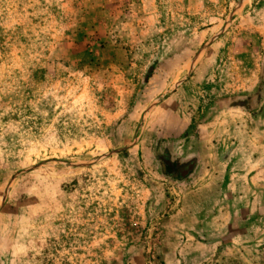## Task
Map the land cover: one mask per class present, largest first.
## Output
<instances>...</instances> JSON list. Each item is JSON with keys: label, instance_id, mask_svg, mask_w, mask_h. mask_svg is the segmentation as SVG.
Here are the masks:
<instances>
[{"label": "rangeland", "instance_id": "obj_1", "mask_svg": "<svg viewBox=\"0 0 264 264\" xmlns=\"http://www.w3.org/2000/svg\"><path fill=\"white\" fill-rule=\"evenodd\" d=\"M0 264H264V0H0Z\"/></svg>", "mask_w": 264, "mask_h": 264}]
</instances>
